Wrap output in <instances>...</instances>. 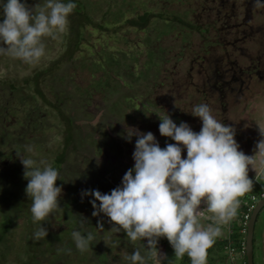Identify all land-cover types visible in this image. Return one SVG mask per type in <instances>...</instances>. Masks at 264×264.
Masks as SVG:
<instances>
[{
	"label": "rangeland",
	"instance_id": "rangeland-1",
	"mask_svg": "<svg viewBox=\"0 0 264 264\" xmlns=\"http://www.w3.org/2000/svg\"><path fill=\"white\" fill-rule=\"evenodd\" d=\"M77 1H80L78 4L86 6L89 12L92 11L91 0ZM146 1L138 0L140 5L135 4L130 9L124 6L125 15L128 16L132 11L147 10L150 5L153 6L152 9L158 8L154 2ZM166 1L171 4L166 10L167 14L175 10L174 15L181 16L185 22H190L192 16L188 13L189 8L182 4L181 0ZM218 1L221 0H205L207 6L211 8ZM26 3L35 12L38 7L46 3V0H26ZM223 3L228 4L223 12L235 9L236 12L233 14L238 16L233 17V20L237 23L244 17L242 14L250 13V24L254 28L251 30H258L253 37L256 38L261 33L260 38L252 37L250 40L246 37L249 32L246 25L238 26L236 34L239 36L243 34L246 38L241 40L246 39V41L238 40L233 48L234 55L229 57V60L234 58L236 66L230 68L222 65L223 70L228 68L227 72H230L224 74V84L220 81L215 82L214 74L207 72L210 66L207 62L219 59L214 58L215 55L224 57L225 51L222 52L220 47L212 49L213 59H206L208 56L190 61L184 59L191 54L189 49L186 52L180 51L179 56L185 52L184 58L171 60L167 67L163 66L164 64L158 67V64L151 63V47L154 44L157 46L158 49L154 48L153 51L155 54L161 51L158 40L164 39L161 43L163 46L169 41L170 47L179 49L184 46L183 43L178 42L183 35L179 33L178 36L174 33L176 28L183 31L182 26H175L173 22L155 18L150 20L147 27L148 36L144 39L147 40L146 43L141 41L145 34L140 33L137 39L127 29L107 34L103 31V34L93 33L92 38L96 41L92 47L86 44L85 48L80 49L83 53L81 56L74 55L71 63L68 61L64 63L65 67L59 72V75L63 74L60 77L55 76L54 82L45 80L42 85L44 91L51 86L56 88L53 90L56 98L51 95L50 102H57L60 111L70 116L77 128H73L72 132L75 147L72 152L67 153L66 161L58 171L59 179L56 181V186L62 187L59 208L44 221L33 222L47 228L49 236L47 237L50 240L37 245L35 264H131L126 257L137 248L142 250V254L147 252L146 239L133 242L123 230L119 233L113 232L111 230L113 225L109 223L107 216L103 213L96 217L92 216L94 209L89 201L93 197L81 196L84 190H99L102 194H110L111 190L121 186L125 172L134 166L132 156L137 139L135 135L130 140L127 139V129L135 128L141 133L152 132L163 149L166 144L176 142L170 137L160 135L159 117L168 114L177 126L185 122L198 133L202 121L199 117L193 116L191 111L194 106L203 103L211 108L212 115L218 121L222 120L231 127H239L235 128L234 137L240 146L239 150L249 156L255 154V145L261 139L259 128H264V52L262 50L264 7H256L255 4L251 7L250 2L248 6H243V0H223ZM121 4H118L117 10L121 8ZM188 4L192 6V0H189ZM245 9L247 12L244 11ZM105 27L109 28V23ZM61 36L62 34H58L56 39L42 38L45 44V56L36 64H27L11 57L0 58V78L5 76L14 79L24 78L42 64H48L49 61L56 59L54 57L59 54L57 49L60 48ZM195 36L192 38L193 44L198 42ZM174 39H177L178 43L172 41ZM258 39L260 42L256 44ZM115 42L119 50L110 48L103 50L102 45L112 46ZM130 43H139V50L132 51ZM225 46V50L229 48L228 44ZM116 52L119 54L117 55ZM197 53L202 55L204 52L199 50ZM86 57L89 58L87 61H85ZM127 58L132 61L128 63ZM110 65L115 66L117 71L111 73L105 69ZM218 67L213 70H220V66ZM2 91L4 90L0 89V95H3L0 101L5 97ZM18 94L21 93L10 95L9 101L12 100L10 105L8 100L2 103L3 106L6 105L5 110H2L0 105V252L5 253L4 257H0V264H18L26 259L28 232L34 227L30 220L32 200L25 193L28 181L24 178V167L19 158H32L43 167L40 162L49 164L50 160L54 159V153L61 148L63 136L62 124L55 111L44 113L41 107L32 101H19ZM19 104L23 106L19 107ZM83 121H89L91 125L81 126L84 125ZM28 146H31V152L26 151ZM181 147L182 158H186V149ZM9 155L16 159L14 163L12 156ZM260 159L261 157L256 155L255 165L252 169L249 166L248 176L253 179L254 186L252 191L240 198V202L253 196L256 198L253 204L255 205L259 194L264 191V165L260 164ZM102 176L104 179L100 178ZM96 203L99 206V201ZM204 207L205 205L201 204L200 208ZM211 216V213L205 211L201 223L207 226L211 223ZM83 218L87 220L83 227L94 234L95 241L88 251L81 253L75 246L72 233L81 230L80 222ZM98 220L103 223V229L97 227ZM232 222L233 220L223 226V235L218 239L228 236L234 226ZM263 223L264 207L257 214L253 227L252 264H264ZM157 248L168 258L167 261H162V264H169V261L171 264H181L180 259L174 256V250L165 237L158 240ZM58 249H71V253ZM224 252L217 253L214 249V252L210 253L213 260H207V264H230ZM223 256L226 258L225 262L221 260ZM233 256L236 258L237 254L234 253ZM147 264L154 262L148 260ZM236 264L242 263L236 262Z\"/></svg>",
	"mask_w": 264,
	"mask_h": 264
},
{
	"label": "clouds",
	"instance_id": "clouds-1",
	"mask_svg": "<svg viewBox=\"0 0 264 264\" xmlns=\"http://www.w3.org/2000/svg\"><path fill=\"white\" fill-rule=\"evenodd\" d=\"M254 3L256 7H264L262 0H254ZM76 7L71 0L67 3L46 0L34 12L26 0H6L0 22V55L27 64L38 63L45 56L42 38L56 39L58 34L66 33L68 17ZM191 114L202 121L198 133L185 122L177 126L168 114L159 117L160 135L176 142L166 144L163 149L152 132L127 129V139L133 135L137 139L132 156L134 166L125 172L121 186L110 194L99 190L81 193L82 198L93 197L89 201L94 209L92 216L101 213L107 216L113 232L123 230L133 242L147 240V252L142 254L137 248L126 257L131 264L167 261L166 254L157 248L161 237L168 240L177 259L187 255L191 264H207L208 249L223 235V226L237 216L240 198L253 189L254 181L248 171L249 166L252 169L255 165L256 155L264 165V128H259L261 139L255 145V154L249 156L239 150L234 139L235 128L218 121L207 104L194 106ZM181 146L186 149V158H182ZM26 151L31 152V146ZM19 159L28 181L25 193L32 200L33 222L44 221L59 208L62 193V187L56 186L59 172L43 161L40 167L32 158ZM201 204L205 205L203 209ZM205 211L212 214L207 226L201 223ZM86 221L83 218L81 230L72 233L81 253L88 251L95 241L94 234L83 227ZM97 227L103 229L99 220ZM47 235V228L40 226L33 233V239L39 241ZM58 251L71 253V249Z\"/></svg>",
	"mask_w": 264,
	"mask_h": 264
},
{
	"label": "trees",
	"instance_id": "trees-1",
	"mask_svg": "<svg viewBox=\"0 0 264 264\" xmlns=\"http://www.w3.org/2000/svg\"><path fill=\"white\" fill-rule=\"evenodd\" d=\"M91 1L93 4V9L91 12H89L86 6H83L81 3H80L81 5L78 4L80 1L71 0V2L77 5V7L68 17L69 20L68 31L66 33H63L60 38L61 40L60 48L57 49V52H59V54L57 57L56 56L54 57L56 59L49 61L48 64H44V65L42 64L41 66H39V68L32 70L28 74V76H25L24 78L14 79L7 76L0 78V89L4 90L2 91V93L4 92V96L7 97V98L4 97V99L0 101L2 110L6 109V105L3 106L2 103L8 102L10 100L9 97L12 93L20 92L21 94H18L17 96L18 98H20L19 101L22 100L32 101L33 103L38 104L41 107V111L43 110L44 113L49 111L56 112V115L58 116V120L62 124L61 129L63 133L61 140L63 142V146L61 152L55 158V163L53 166V168L57 169L58 171L60 170V166L65 161V154H64L65 149L67 148L68 144L71 142L70 130L72 128H77V127L72 125L71 120L73 119H70L69 116L65 115L60 111L57 102H50L49 97L51 95L54 96V99L56 98L55 93H53V90H55L56 88H53L51 86L49 87V89H46L44 91L42 85L44 84L45 80L46 81L51 80L52 82H54L53 80L56 78L55 76L60 77L63 73L59 75V72L61 71L62 67H65L64 63H67V61L68 63H71L72 57L74 55L75 57L77 55L81 56L83 53L81 52L80 49L85 48L86 44L92 47V45L96 41V39L92 38L93 33H102L103 31L104 34H107L108 32L115 33V32H119L118 30L127 29L137 39H138L137 36H139L140 33L145 34L144 37L142 36L143 40L141 41L146 43L147 40H144L148 36L146 35L147 32L146 30L148 25L150 24V20L153 18L160 19L163 21L173 22L175 26L177 25L182 26L183 31L181 29L176 28V31L174 33H176L178 36L179 33L180 35L185 36V37L181 36L180 41H178L183 43L184 46H181L179 49H177L176 47L174 48L170 47L169 46L170 41L166 42V44L163 46L161 44L164 42L163 39L162 41L160 40L157 41L158 47L161 49L159 53L155 54L153 52L154 48H157L155 44L154 46L151 47L150 49L152 52L151 63L158 64V67L161 64H164L163 66L167 67V65L170 64L171 60L175 61L178 58H184L183 56L184 53L189 49L191 50V54L184 59L190 61V60H194L195 58H205L207 56L210 59H212L211 57L214 55L212 53V49L220 47V50L225 51L226 48L225 45L228 44L230 46L231 39H234L231 38L229 34L223 33V30H228L230 28L234 29L236 27V25L229 27L231 22L229 19H231V16L229 13L223 14L224 13L223 10L228 6L227 3L226 4L223 3V0L218 1L212 7L215 9L220 8L221 14H219L217 10L215 11L212 10L211 7H208L205 0H200V1L192 0V6L188 4L189 0H181L182 1L181 3L189 8L188 13H190V15L192 16L190 22H185L181 16L174 15L173 12L175 10H172L173 12L167 14L166 10L169 9L171 4L166 0H147L146 2L148 3L154 2V4H157L158 8L152 9L153 6L150 5L147 10L139 11V12L132 11V13H129L128 16L125 15L124 13L125 11H123L124 10L123 7L125 6L126 9H130L135 4L140 5V2H138V0H91ZM61 2L67 3L69 2V0H61ZM121 2H123V4H121ZM4 3H6V0H0V22H2L3 20L2 10ZM119 3L121 4V8L117 10V6ZM111 19L113 20L110 22ZM244 21L245 23H243V26L248 23L246 22L247 19H245ZM107 23H109L110 25L109 28L105 27L107 26ZM125 32L127 33V31ZM89 35H91V37H88ZM225 35L227 37H225ZM194 36L198 39V42L195 44L192 43V38ZM221 38L223 40H221ZM177 39H174L172 41L178 43ZM240 39L241 37L239 38V40ZM244 41H246V39ZM140 44L143 46L142 43ZM130 45L133 48L132 51L136 52L139 50V43L138 44L130 43ZM102 46H103V50L107 48L115 49V50L120 49L118 46H116V42L113 43L112 46H105V44ZM199 50H202V52L204 53L202 55L201 53H197V51ZM180 51H185L182 54V56H179ZM116 54L118 55L119 53L116 52ZM216 56L219 55H215L214 57ZM7 57L9 56L0 55V58L2 59H6ZM63 59H65V61ZM88 59L89 58L86 57L85 61H87ZM127 60L128 63L132 61V59L130 58H127ZM198 64L200 65L201 62H199ZM216 66L217 65L215 64H210V66L207 69V72L209 71L208 73L215 74L216 71H214L213 69ZM105 69L111 71V73L117 71V69L113 65H110ZM53 84L55 85V83ZM2 96L3 95L1 94L0 99H2ZM109 96L110 95H108V97ZM11 101L8 102L9 105L11 104ZM25 105L26 104H24V106ZM20 106H23V104H19V107ZM45 107L46 110H44ZM245 213H246V208L240 205L237 212V216L233 219L232 223L234 226H232V230L230 234L227 237H223L222 239H218V238L216 239L214 246L208 249L207 260L209 261L213 260V257L210 256V253L212 254L214 252V249L215 252L217 251V253L220 251H225L226 247H231L237 252L241 250L240 243L244 236L239 234V230L241 229L236 225V223L238 222L241 223L243 215ZM30 220L34 227L33 229H30L28 232L27 256L24 261L18 264H35L36 261L34 259L36 258L38 251L36 248L37 245L41 243H46V241L50 242L48 235H47L48 237L46 236L44 239H41L39 241H35L33 239V233L41 226V224L37 225V223H33L32 216H30ZM4 254L5 253L0 252V257H4L5 256ZM224 254L227 258L225 252ZM225 256L221 258L223 262H225L226 259ZM180 261L181 264H191L190 259L187 255L181 258ZM240 263L245 264L244 256L242 257V261Z\"/></svg>",
	"mask_w": 264,
	"mask_h": 264
},
{
	"label": "flooded vegetation",
	"instance_id": "flooded-vegetation-1",
	"mask_svg": "<svg viewBox=\"0 0 264 264\" xmlns=\"http://www.w3.org/2000/svg\"><path fill=\"white\" fill-rule=\"evenodd\" d=\"M249 2L251 3V7L252 6H254V1L253 0H246V1H244L243 0V6L245 5H247V4H249ZM248 6V5H247ZM231 7V6H230ZM230 9V8H229ZM218 11L219 12V14H220V8H218V9H215V11ZM245 12H247V9H245L244 10ZM233 12H236L235 11V9H232V11H230V12H224L223 14H230V16H231V19H229L230 21V25H229V27H231V26H233V25H236V27L234 28V29H228V30H224V33H226V34H229L230 36H231V38H234V39H231V41H230V46H229V48H227V49H229V50H225V52H223V56L224 57H222V56H216V57H214V58H219V59H216V61L213 59L212 61H210V62H207L208 64H215V65H217L216 66V68L218 67V66H220V70H214V71H216L215 72V74H214V76L216 77V80H215V82H224V74H228V73H230V72H227L228 71V68H225L224 70H223V67H222V65H226V66H230V68H233L234 66H236V61L235 60H233L234 58H231L230 60H229V57L230 56H232V55H234L233 54V52H234V46H235V44H237L238 42V40H239V38H240V36H241V39H244V38H246V37H248L247 39H250L251 40V38L253 37V35L254 34H256L255 32H257L258 30H251V29H254L253 28V25H251L250 24V22H251V20H249V18H250V13H247V14H242V15H244V17H242V18H240V21L237 23L236 21H234L233 20V17L235 18V17H237L238 15L237 14H233ZM247 16H249V17H247ZM228 18V17H227ZM245 19H247V21L246 22H248L247 24H246V27H247V30L249 31L248 33H247V36L245 37L243 34H240V36L238 35V34H236V32H237V29H238V26H240V25H242L243 23H245ZM254 32V33H253ZM244 33V32H243ZM253 33V34H252ZM260 35H261V33H259V35H257L256 36V38H254L253 37V39H257L258 38V36H259V38H260ZM240 39V41H243L244 42V40H241ZM258 42H260V40L258 39V41L257 42H255L256 44L258 43ZM263 48H262V50H263V52H264V46H262ZM206 59H210L209 57L208 58H206ZM218 60V61H217ZM226 61V62H225ZM225 62V63H224ZM218 63H220V65L218 64ZM219 68V67H218ZM224 71H226V73L224 72ZM224 84V83H223ZM215 87V86H214ZM70 117V116H69ZM70 119H72L71 117H70ZM72 122V125H74V120H71ZM221 122H222V120H221ZM91 122H86V121H83V124L84 125H81V126H85V127H89L91 124H90ZM223 123V122H222ZM226 126H230V125H228V124H226V123H224ZM75 126V125H74ZM236 127H238V126H234V128H236ZM239 128V127H238ZM73 128L70 130V133H71V142L68 144V146H67V148L65 149V152H64V154H65V157H66V155H67V153L70 151V152H72V149H74V138H73V134H72V132H73ZM62 140V139H61ZM62 146H63V142L61 141V148H60V150L59 151H56L55 153H54V159L52 160H50V163L49 164H51V166L53 167L54 166V164L53 163H55V158L57 157V155L61 152V149H62ZM9 156H12V155H9ZM12 160H13V163L16 161V159H14V156H12ZM52 161V162H51ZM65 161H66V159H65ZM60 166V165H59ZM101 179H104V176H102V177H100ZM109 186H111V185H109ZM10 192V191H9Z\"/></svg>",
	"mask_w": 264,
	"mask_h": 264
},
{
	"label": "built area",
	"instance_id": "built-area-1",
	"mask_svg": "<svg viewBox=\"0 0 264 264\" xmlns=\"http://www.w3.org/2000/svg\"><path fill=\"white\" fill-rule=\"evenodd\" d=\"M263 197H264V191L259 194V198H263ZM255 201H256V198L253 196H250L248 198V200L240 202V204L246 208V213L243 215L241 223L240 222L236 223V225L241 229V230H239V234L242 236L245 235V226H246L247 220L249 218V214H250L251 210L254 208L253 204L255 203ZM229 234H230V232L227 235H229ZM240 249L241 250L237 252L236 250L232 249L231 247L225 248L227 260L230 264H236V262L238 263L239 261L240 262L242 261V257L244 256V239H242V241L240 243ZM234 253L237 254L236 258L233 256Z\"/></svg>",
	"mask_w": 264,
	"mask_h": 264
},
{
	"label": "water",
	"instance_id": "water-1",
	"mask_svg": "<svg viewBox=\"0 0 264 264\" xmlns=\"http://www.w3.org/2000/svg\"><path fill=\"white\" fill-rule=\"evenodd\" d=\"M264 207V197L261 198L249 214L247 224L245 226L244 237V258L245 264H252V234L255 219L261 208Z\"/></svg>",
	"mask_w": 264,
	"mask_h": 264
},
{
	"label": "crops",
	"instance_id": "crops-1",
	"mask_svg": "<svg viewBox=\"0 0 264 264\" xmlns=\"http://www.w3.org/2000/svg\"><path fill=\"white\" fill-rule=\"evenodd\" d=\"M262 226H263V230H264V223H263V225H262ZM263 237H264V234H263Z\"/></svg>",
	"mask_w": 264,
	"mask_h": 264
}]
</instances>
